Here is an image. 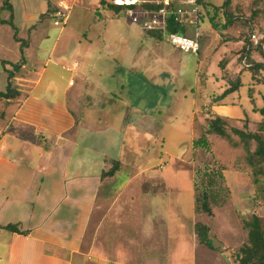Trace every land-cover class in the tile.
Segmentation results:
<instances>
[{"label": "crops", "instance_id": "0c3cea01", "mask_svg": "<svg viewBox=\"0 0 264 264\" xmlns=\"http://www.w3.org/2000/svg\"><path fill=\"white\" fill-rule=\"evenodd\" d=\"M10 1L19 35L29 39V46L27 60L15 77L22 96L5 108L0 120V264H89L91 258L96 264H139L129 257L158 263L164 258L162 263L169 264L171 232L160 219L168 220L170 207H163L162 212L159 178H154L158 182L151 195L147 193L146 169L135 159L155 140V134L143 124L153 119L159 104L140 105L129 97L124 80L83 72L78 61L61 64L64 55L30 61V49H38L48 37L47 20L28 30L46 11L47 0H42L45 3L35 19L33 14L29 18L25 14L23 29ZM2 4L0 0V8ZM9 16V11L0 10V19ZM2 26L10 28L13 40L7 36L3 40L0 32V91L8 83L2 60L16 61L21 56L13 29L0 23ZM199 26L200 20L196 32L204 37V52L219 34L201 31ZM243 43L239 40L238 50ZM234 61L231 71L224 67L220 76L200 73L195 79L214 88L204 92L202 111H192L203 132L208 118L215 115L227 117L236 126H242L245 119L251 126L255 122L246 117L247 102L241 101L239 90L247 84L254 102L256 87L262 83L253 73L245 82L243 74L250 70H242ZM69 66H74L72 71ZM239 73L243 85L219 97L229 78ZM259 107L252 110L258 112ZM116 162L119 167L114 174L103 176ZM128 162L133 171L126 175ZM242 177L237 178L240 186ZM149 205L158 212V222L146 221Z\"/></svg>", "mask_w": 264, "mask_h": 264}, {"label": "rangeland", "instance_id": "374dc122", "mask_svg": "<svg viewBox=\"0 0 264 264\" xmlns=\"http://www.w3.org/2000/svg\"><path fill=\"white\" fill-rule=\"evenodd\" d=\"M53 1L58 2L60 7L67 8L68 18L61 25L54 23L55 17L47 20L48 37L39 43L38 49H30V61L34 62L38 58L46 61L50 56L61 58L64 55L61 64L78 61L83 72L115 75L124 80L129 97L139 101L140 105L150 106L152 101L159 104L153 119L144 121L143 124L152 130L155 140L150 145H145L144 155L139 154L135 159L138 166L146 169L143 182L147 193L151 195L155 182H158L154 178H159L163 187V190L159 188L162 212L164 213L163 207H170L168 220L158 218V212L151 205L145 209L146 221L151 223L152 220L158 222L160 219L170 229L169 264H228L226 257L230 264H239L238 250L247 241L245 223L257 215L264 225V174L259 175V182L255 181L254 168L247 160V151L242 143L234 145L232 142L238 141L237 137L227 140L209 134L211 150H194L193 141L203 131L196 126L195 113L192 111L194 108L202 111L204 92L210 93L214 89L210 83L201 84L195 79L200 73L220 76L224 67L229 71L233 70V59L235 65L240 66L237 43L243 35L250 31L259 39L264 36V0H231L229 9L237 18L233 19V15L226 16L222 8L214 17V23L211 21L213 11L210 8L202 10L203 16L201 19L199 17L200 30L217 33L219 36L201 56L183 53L165 38L159 40L148 35L125 12L114 16V12L109 9L112 0H103L104 3H101L102 0ZM13 2L22 29L25 14L28 13V18L33 14L35 19L34 15L40 5L45 3L42 0ZM211 2L215 6H222L224 0ZM245 18L250 19L251 25L247 26ZM28 21L32 23L33 20ZM188 27L190 32L187 35L194 36L197 27ZM0 32L4 34L3 40L6 36L13 40L9 27H0ZM253 54L255 59H261L258 52L254 51ZM251 75V71L245 72L243 80L246 82ZM215 84L212 81V85ZM248 87L245 84L239 90L241 101L247 102L246 117L256 121L261 115L252 108L264 104V84L256 87L252 98L254 102L250 101ZM210 120L209 117L208 121ZM128 165L126 175L133 171L131 162ZM207 165L225 172V191L222 192L224 201L212 216L196 214L194 202L195 171L201 170L197 181L203 186L206 179L202 174ZM239 174L243 176V186L238 183ZM197 221L209 225V236L215 249L196 242L194 237ZM156 230L158 228L154 231ZM127 259L139 264H163L164 258L160 263L152 259L144 260L143 257ZM89 264H96L95 259L91 258Z\"/></svg>", "mask_w": 264, "mask_h": 264}, {"label": "trees", "instance_id": "16d2710c", "mask_svg": "<svg viewBox=\"0 0 264 264\" xmlns=\"http://www.w3.org/2000/svg\"><path fill=\"white\" fill-rule=\"evenodd\" d=\"M101 3H104L102 0ZM231 0H224L222 6H215L213 2L209 1L204 5V9L209 8L213 11L211 21L214 23V17L223 8L226 16H232L236 19L234 12H231L229 6ZM133 7H138L132 5ZM109 9L114 12V16H120L122 12L128 7L126 4H109ZM139 7L142 8H157L155 3H142ZM60 6L53 0H47V9L42 13L36 23H34L28 30L31 32L36 29L42 22L53 19ZM0 10H7L10 12L8 19H0V23L8 24L13 29V36L16 41L20 43V59L16 61L2 60L4 71L8 76V83L4 91H0V120L5 116V108L21 98V92L18 85L15 83V77L21 71L23 65L27 60L26 48L29 46V39L20 37L18 26L14 22V9L10 0H3V4ZM99 12V11H98ZM203 12H200V18H202ZM249 20V21H248ZM245 23L251 25L249 18H245ZM251 27V26H250ZM169 30L185 34L186 25L180 24L174 21H170ZM250 30V29H249ZM144 31L159 40L164 39V31L161 29H144ZM250 31L243 35V46L238 50L239 63L242 70H250L253 73V77L258 83L264 84V36L258 40L257 45L253 44L250 39ZM200 41V56L204 49V37L199 35ZM258 52L261 59L251 58L252 52ZM245 61V63H243ZM243 85L240 77V73L234 78L227 81V87L219 97H225L229 93L236 91ZM251 90V89H250ZM264 98V95H263ZM258 112L261 114L262 119L253 122V126L250 125V121L245 119L242 126L234 125L227 117L215 115L207 122L205 130L201 136L194 139L193 148L196 151L200 149L202 151L211 150V141L209 140V134H215L221 136L224 139L231 140L232 137H237L238 141L232 140L234 145L242 143L243 147L247 151V160L249 164L254 168L255 181L259 182V175L264 174V104L259 107ZM119 164L116 162L103 176L112 175L118 169ZM201 170L195 171L194 177V202L196 214H207L212 216L215 209L220 206L224 198H222V192L225 191L223 181L225 176L223 169L215 168L211 165H207L204 169L202 176L206 179V184L200 186L197 178L200 177ZM7 228L14 229L15 226L8 225ZM247 229V241L244 242L237 254V260L239 264H264V225L261 222L259 216L255 215L251 221L245 223ZM210 227L208 224L197 221L195 223V240L199 245H204L209 249H215L213 240L209 236Z\"/></svg>", "mask_w": 264, "mask_h": 264}, {"label": "built area", "instance_id": "2783aa9c", "mask_svg": "<svg viewBox=\"0 0 264 264\" xmlns=\"http://www.w3.org/2000/svg\"><path fill=\"white\" fill-rule=\"evenodd\" d=\"M209 0H112L115 4H126L128 7L124 12L130 16L135 22H138L143 29H161L164 31V38L176 49L198 55L200 52L199 32L194 36H190L169 30L170 21L180 24L197 25L200 12ZM142 3H155L157 8L139 7ZM138 7H133L136 5ZM67 8L60 7L55 14L54 23L56 25L65 24L68 13ZM250 41L257 45L259 37L251 32ZM254 52V51H253ZM250 55L255 59L254 54ZM245 63V61H243ZM74 66L67 67L73 70Z\"/></svg>", "mask_w": 264, "mask_h": 264}, {"label": "water", "instance_id": "95a60500", "mask_svg": "<svg viewBox=\"0 0 264 264\" xmlns=\"http://www.w3.org/2000/svg\"><path fill=\"white\" fill-rule=\"evenodd\" d=\"M228 264H230V260L226 257Z\"/></svg>", "mask_w": 264, "mask_h": 264}]
</instances>
